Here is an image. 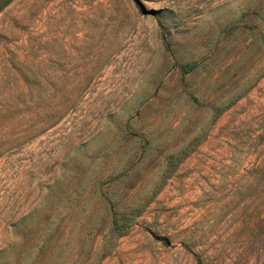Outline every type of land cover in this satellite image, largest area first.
<instances>
[{"label":"rangeland","instance_id":"rangeland-1","mask_svg":"<svg viewBox=\"0 0 264 264\" xmlns=\"http://www.w3.org/2000/svg\"><path fill=\"white\" fill-rule=\"evenodd\" d=\"M0 264H264V0H0Z\"/></svg>","mask_w":264,"mask_h":264}]
</instances>
